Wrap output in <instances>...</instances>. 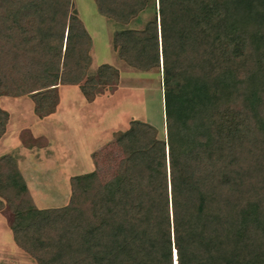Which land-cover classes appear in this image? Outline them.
I'll return each mask as SVG.
<instances>
[{"label": "trees", "instance_id": "1", "mask_svg": "<svg viewBox=\"0 0 264 264\" xmlns=\"http://www.w3.org/2000/svg\"><path fill=\"white\" fill-rule=\"evenodd\" d=\"M95 2L126 27L113 38L120 59L163 72L165 137L132 121L113 181L72 177L58 209L35 208L14 158H1L15 242L39 264H264V0ZM90 45L73 0H0V95L31 97L43 114L60 85L85 80L89 97L118 73L87 77ZM6 121L0 110V137Z\"/></svg>", "mask_w": 264, "mask_h": 264}, {"label": "rangeland", "instance_id": "2", "mask_svg": "<svg viewBox=\"0 0 264 264\" xmlns=\"http://www.w3.org/2000/svg\"><path fill=\"white\" fill-rule=\"evenodd\" d=\"M73 1L74 7L91 39L89 49L91 65L87 71V77L96 76L102 64L112 65L118 73L116 78L113 77L114 80H112V82L111 78H108L105 80L107 84L98 86L89 97L84 92L89 99H98L93 103H89V105L86 104V102L80 104L82 95L78 87L83 90L85 80H83L78 87L69 86L65 87L62 91H57V93H60L64 98H66V95H64L65 92L68 91L70 93L72 91L74 99L72 101H76L74 93L76 90L78 91V105H76V109L79 108L80 114L77 116V119H82V125L84 124V130L80 133L81 139L82 136L86 138L89 136V139L94 143L95 140L104 136V140L101 148L98 147L92 155H89L87 149L76 141L75 146L72 148L74 149L77 163L75 166H71L73 162H70V166L66 165L67 169L61 167L59 164L69 162L71 158H68L67 155H70V153L65 155L60 153L58 155V153H56L54 156L51 154L49 158L46 151L42 152V155H44L48 161L40 163L41 165L38 170L35 165L25 170V175L29 181L33 180V171H37L36 173H38V171L40 172L41 169V171H44L39 173L40 176L37 174V179L41 183L40 190H42V194L45 193L49 199L46 201L44 200V203H41V205L38 203L39 208H61L68 204L70 184L68 182L69 179H65V175L68 176V174H70L71 177L79 176L90 173L94 169L103 186L113 181L118 174L119 164L125 157L124 151L117 145L116 139L119 134L129 130L132 121L139 120L147 123L155 128L158 138L163 139L165 137L163 72H161L160 69L142 72L132 68L124 60L120 59L118 54L114 51L112 41L115 32L122 28H126L125 25H120L101 15L95 0ZM149 17H151V12H146V14L141 17V22H139V18L130 26L143 28L141 27L143 25L142 22H145L146 20L144 19H148ZM67 101L63 103H68ZM0 108L9 113V125L12 124L10 128L13 129L14 133L19 131V138L21 137V141L24 143L25 147H36L39 149V147L45 146V142L41 141V136L32 138L27 129L28 126L35 123V115L40 118L44 116L43 110L41 111V109L37 107V104L31 97L27 96L21 100L7 97L6 99L3 98L0 102ZM57 119V122H61V116ZM41 127L43 129L44 126L41 125ZM76 130L74 135H77ZM40 132H43V130H39V133ZM55 135L57 136V133ZM38 138L40 140H38ZM69 139L71 138L69 137ZM53 140H57V137H53ZM98 143L99 141L97 144ZM54 157H57V159ZM51 159H53L52 164L50 163ZM93 163L95 164L94 167ZM87 164L88 166H86ZM90 164L91 168H89ZM46 169L49 170L46 171ZM62 170L66 173L62 172ZM65 187L66 190L68 189L67 194L64 190ZM28 195L31 198V203L35 205L29 189ZM5 198L6 197L0 192V199L3 202V207L0 210V264H39L33 255L23 250L15 242L20 249L17 250L14 244L15 239L11 232L16 213L11 210ZM21 198H23V196ZM41 200H43L42 197ZM35 208L37 207L35 206ZM19 251L22 253L23 261Z\"/></svg>", "mask_w": 264, "mask_h": 264}, {"label": "crops", "instance_id": "3", "mask_svg": "<svg viewBox=\"0 0 264 264\" xmlns=\"http://www.w3.org/2000/svg\"><path fill=\"white\" fill-rule=\"evenodd\" d=\"M73 3H74V1H73ZM112 46H113V41H112ZM113 48H114V46H113ZM114 51H115V49H114ZM102 65H109V64H102ZM110 66H112V65H110ZM69 86L78 87V85H60L57 87V91L58 90L62 91L65 87H69ZM78 88H79L80 93L82 95V97L80 98V104H82L83 102H86V104L89 105V103H93L96 100H98V99H89L84 94L83 90L80 87H78ZM65 91H66V89H65ZM72 94H73L72 91L70 93L67 91L64 93V95H66V98H64V96H62V95H60V93H58V102H57L54 110L48 114H44V116H42L41 118L35 115V123L33 125L28 126L27 129H28V132L31 134L32 138H34L36 136H38V137L41 136L40 137L41 141L45 142V144H44L45 146L39 147V149L36 147L35 148L25 147L24 143L21 141V137L19 138V131L14 133L13 129L10 128V127H12V124L9 125L10 124L9 113L0 108V110L5 112V114L7 115V121L5 124V128L3 130V134L0 137V159L5 157V156H11L14 158L17 169L19 170L20 174L23 176V179L25 180L27 190L29 189L31 195L33 196L35 206L37 207V209H40V210L58 209V208H46V207L39 208L38 203H40V205H41V203H44V200L46 201L49 199L45 193L42 194V190H40L41 183L37 179L38 176H40L39 173H42L44 171H41L42 169L40 170V172L38 171V173H36L37 171H33V176H32L33 180H30V181L28 180V178L25 175V170H27L28 168L30 169V168H32L33 165H35V167L38 170V168L41 165L40 163L48 161V159H46L44 157V155H42V152L46 151L48 154L47 156L49 158H50L51 154H53V156H54L56 153H58V155H59V153L62 155L70 153V155H67L68 158H71L70 161L64 162V164H59V165H61V167H64L67 169V166H70V162H73L71 164V166L72 165L75 166L77 163L76 157L74 154L75 152H74V149L72 148L75 146L76 141L79 144H81L84 148L87 149L89 155H92L97 150L98 147L101 148V145H103L104 136L102 138L101 137L98 138V140H95L94 143L89 139L90 138L89 136H88V138L82 136V139H81L80 133H82V131L84 130V126H83L84 124L82 125V122H81L82 119L81 120L77 119V116L80 114L79 108L77 107L78 109H76V105H78L77 104L78 91L76 90L74 93L76 101H72V100H74ZM6 97L21 100L22 98H25L27 96L8 97V96H1L0 95V102L3 100V98L6 99ZM67 100H69V101H67ZM64 101H67L68 103L64 104L63 103ZM79 107H81V106H79ZM60 116H61V122H57L58 121L57 118H59ZM41 125L44 126L45 129H44V127L42 129ZM13 127H14V123H13ZM36 129H38V130H36ZM76 129H78V130H76ZM39 130H43V132L39 133ZM75 130L77 131V135H74ZM56 133H57V136L55 135ZM53 137H57V140H53ZM69 137L71 139H69ZM48 138H50V139H48ZM91 138H95V137H91ZM38 140H40V139L38 138ZM98 141H99V143L97 144ZM71 153H73V154H71ZM54 158L57 159V157H54ZM52 160L53 159H51V162H50L51 164L53 163ZM91 161L93 162L92 158H91ZM86 166H88V164ZM94 166H95V164L93 163V167ZM36 168H35V170H36ZM89 168H91V164L89 165ZM48 170L49 169H46V171H48ZM50 172H51V169H50ZM62 172L66 173L64 170H62ZM93 172H95L94 169L90 173H93ZM90 173H86V174H90ZM37 174H38V176H37ZM86 174H82V175H86ZM82 175H79V176H82ZM67 178L69 179L68 182L70 184V180L72 178L70 176V174H68V176L65 175V179H67ZM64 190L66 191L65 193L67 194L68 189L66 190V187H65ZM70 196H71V185H70V191H69V201H70ZM41 197L43 198V200H41ZM61 208H63V207H61ZM12 234H13V232H12ZM14 244H15V241H14ZM15 246H16L17 250H20L16 244H15ZM19 252H20L19 253L20 257L22 258V261H23L24 259L22 257V253H21V251H19ZM17 264H19V263H17Z\"/></svg>", "mask_w": 264, "mask_h": 264}]
</instances>
